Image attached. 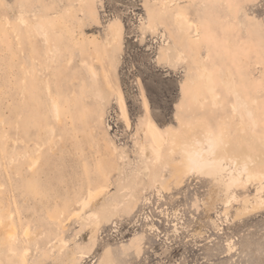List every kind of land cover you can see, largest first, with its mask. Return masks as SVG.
I'll use <instances>...</instances> for the list:
<instances>
[{"label":"rangeland","instance_id":"374dc122","mask_svg":"<svg viewBox=\"0 0 264 264\" xmlns=\"http://www.w3.org/2000/svg\"><path fill=\"white\" fill-rule=\"evenodd\" d=\"M193 125L264 146V0H0V264H264L263 175L153 156Z\"/></svg>","mask_w":264,"mask_h":264},{"label":"bare ground","instance_id":"6f19581e","mask_svg":"<svg viewBox=\"0 0 264 264\" xmlns=\"http://www.w3.org/2000/svg\"><path fill=\"white\" fill-rule=\"evenodd\" d=\"M183 18H184V20H183ZM175 19L178 20V21L176 20L177 21L176 24H178V26H179L178 28L180 31H183V33L187 34L188 31L191 30L190 29L191 25L189 23V20H187L184 17V15L178 14V15H176ZM109 31H111V30H109ZM110 35H111L112 43L116 44V42L119 39L118 29L112 30ZM185 35H184V37H185ZM107 36L109 37V35H107ZM108 49H110V48H108ZM163 51H164L162 54L163 57H165V56L167 57V51L168 50L164 49ZM199 76L204 78L203 81H206L207 88L209 90H212V82H211L209 72L207 73L206 70L201 69ZM223 82H224V80H223ZM225 83H226V81H225ZM46 84H44V85H46ZM45 87L46 86H44V88ZM45 89L49 90L48 88H45ZM232 95H235L234 97H236V99H235L236 102L234 101L236 104L234 103L233 114L234 113L238 114L237 113L238 106H243V104H241V101L237 102V100L239 99L237 97V94H232ZM212 97H214V95ZM245 112H246V115L248 117H251L250 112H248V111H245ZM120 113L124 118L126 117L122 103H120ZM55 115H56V113H55ZM241 122H242V120H241ZM219 130H220V128H219ZM185 131H184L185 132L184 138H180L179 136H177L179 138H175V137L170 135V132L168 130H166L165 135H164L165 138L163 139L162 137H160V135L156 132L155 129H153L152 127L149 128V132H150L151 137H152V142L155 145V147L153 146L151 148V152H152L153 156L156 158V160L160 157V149L164 145L167 147L169 157L172 155V153L174 154V152H177V151H179V153L181 154L182 160L180 159L179 163H176L173 165V167H174L173 178H174V181L176 184L181 183L182 175L184 176V174L188 175L190 173H196L198 175H206V176L208 175V176L216 177V175L219 172V168H221V166L223 165V163L225 161L229 162V164L232 166V168L234 170L238 171L239 174L245 175V176H247V178H251L256 174L264 176V146L262 144L258 143V141L255 140V137L251 136L252 134L251 135L249 134L251 137L249 135L247 136L245 134L244 128H242V127L240 128V132H241V135L243 136V140L239 141V139L238 140L236 139L238 142H240L239 144H236L235 142L231 141V139L229 140V138H228L229 133L227 134L226 131L224 132V129L222 130L223 132L220 130V132H218L216 135L213 134L212 132L206 130V128L201 127L199 125L198 126L193 125V127H189ZM227 131H229V130L227 129ZM47 133H49V132H47ZM225 133L227 135H225ZM241 135H239V136H241ZM45 136H46V133H45ZM247 138L253 144V147H249V146L245 145ZM48 141H49V139H48ZM48 141H46V144L48 143ZM143 153L145 154V151ZM35 155H36V152H35ZM29 159H31V158H29ZM37 160L38 159H36V162H37ZM107 162L110 163L109 167L113 165L112 162H110V161H107ZM35 165L36 164H34L33 166H35ZM105 165H107V163H105ZM145 171L148 173V167L145 168ZM263 176L261 178H263ZM150 177L152 178L153 182L157 183V177L158 176L156 173H153ZM230 184L233 186H236V187H243V188L246 186V182L243 181L242 179H240L239 177H231L230 178ZM160 185L163 188H165V185H163V184H160ZM88 201H90V200H88ZM262 201L263 200L260 199V200H257L256 203H258V202L262 203ZM85 204H87V203H85ZM255 209L256 208L254 207V205L252 206V208H248V207L243 208L241 211L243 213H240L239 215L244 214L245 212H249L251 210H255ZM11 235H13V229L9 227L8 223L4 224V222H0V236H4L7 239ZM22 264H25L24 259L22 260Z\"/></svg>","mask_w":264,"mask_h":264}]
</instances>
